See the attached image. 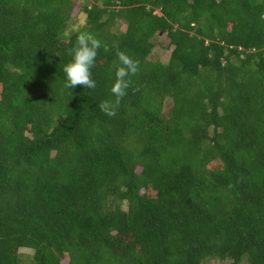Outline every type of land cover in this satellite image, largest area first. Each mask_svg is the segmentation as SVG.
I'll return each mask as SVG.
<instances>
[{
    "label": "trees",
    "instance_id": "1",
    "mask_svg": "<svg viewBox=\"0 0 264 264\" xmlns=\"http://www.w3.org/2000/svg\"><path fill=\"white\" fill-rule=\"evenodd\" d=\"M0 264H264V0H0Z\"/></svg>",
    "mask_w": 264,
    "mask_h": 264
},
{
    "label": "clouds",
    "instance_id": "2",
    "mask_svg": "<svg viewBox=\"0 0 264 264\" xmlns=\"http://www.w3.org/2000/svg\"><path fill=\"white\" fill-rule=\"evenodd\" d=\"M100 48L101 41L96 39L92 34L87 32L79 33L75 45L69 50L71 59L63 66L66 88L72 90L77 85H80L91 90L96 87L91 69ZM118 58L121 66L115 73L116 78L111 92L114 96L122 98L126 95L129 87L130 81L127 78L138 72L139 64L123 53H119ZM99 107L108 116L116 115V105L112 102L102 101Z\"/></svg>",
    "mask_w": 264,
    "mask_h": 264
},
{
    "label": "rangeland",
    "instance_id": "3",
    "mask_svg": "<svg viewBox=\"0 0 264 264\" xmlns=\"http://www.w3.org/2000/svg\"><path fill=\"white\" fill-rule=\"evenodd\" d=\"M74 4H75L74 10L71 15V20L69 22V26H70L69 33H73L75 30H79L85 25L84 22L85 16L80 11L82 7L81 3L79 1H75ZM155 42L157 46L151 55V60L161 61L163 63H166L169 60L171 54V47H169V40L167 39L165 34H160L159 37L155 39ZM171 109H172V101L167 100L163 107V114L169 115ZM19 253L21 257L22 256L27 257L31 255V252L29 250H24V249L20 250Z\"/></svg>",
    "mask_w": 264,
    "mask_h": 264
}]
</instances>
